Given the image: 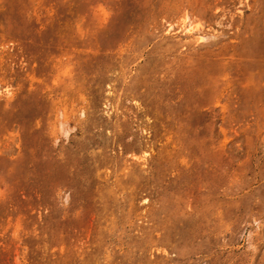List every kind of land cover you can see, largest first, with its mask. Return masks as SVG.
I'll use <instances>...</instances> for the list:
<instances>
[{"label":"rangeland","instance_id":"obj_1","mask_svg":"<svg viewBox=\"0 0 264 264\" xmlns=\"http://www.w3.org/2000/svg\"><path fill=\"white\" fill-rule=\"evenodd\" d=\"M0 264H264V0H0Z\"/></svg>","mask_w":264,"mask_h":264}]
</instances>
